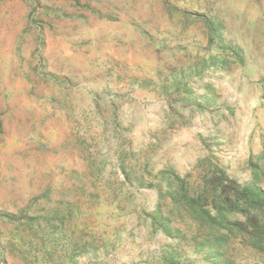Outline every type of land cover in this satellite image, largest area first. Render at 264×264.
<instances>
[{
  "label": "rangeland",
  "instance_id": "374dc122",
  "mask_svg": "<svg viewBox=\"0 0 264 264\" xmlns=\"http://www.w3.org/2000/svg\"><path fill=\"white\" fill-rule=\"evenodd\" d=\"M222 175L264 189V0H0V264H264L187 206Z\"/></svg>",
  "mask_w": 264,
  "mask_h": 264
},
{
  "label": "trees",
  "instance_id": "16d2710c",
  "mask_svg": "<svg viewBox=\"0 0 264 264\" xmlns=\"http://www.w3.org/2000/svg\"><path fill=\"white\" fill-rule=\"evenodd\" d=\"M207 183L210 185L203 187L200 196L183 195L193 217L208 234L218 238L216 245L226 243L225 237L236 234L246 245L264 254V189L241 186L225 175ZM210 186L212 201L208 197ZM204 204H210L211 210Z\"/></svg>",
  "mask_w": 264,
  "mask_h": 264
}]
</instances>
